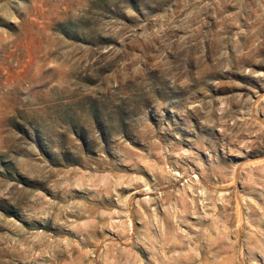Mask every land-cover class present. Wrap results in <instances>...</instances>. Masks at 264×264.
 I'll use <instances>...</instances> for the list:
<instances>
[{
    "label": "rangeland",
    "instance_id": "374dc122",
    "mask_svg": "<svg viewBox=\"0 0 264 264\" xmlns=\"http://www.w3.org/2000/svg\"><path fill=\"white\" fill-rule=\"evenodd\" d=\"M0 264H264V0H0Z\"/></svg>",
    "mask_w": 264,
    "mask_h": 264
}]
</instances>
